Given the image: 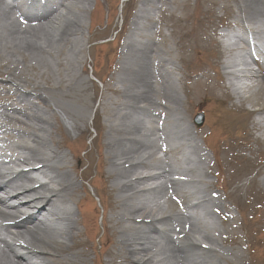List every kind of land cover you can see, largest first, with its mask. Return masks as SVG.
I'll return each instance as SVG.
<instances>
[{
	"label": "rangeland",
	"instance_id": "rangeland-1",
	"mask_svg": "<svg viewBox=\"0 0 264 264\" xmlns=\"http://www.w3.org/2000/svg\"><path fill=\"white\" fill-rule=\"evenodd\" d=\"M87 2L88 8L81 1L79 3L75 1L68 8L61 7L57 11L58 14L62 13L59 32L49 28L44 29L36 22L30 30L32 35H28L26 41H22L23 39L19 36H12L17 38L15 42L18 45L15 47L17 54L13 52V56L1 50L0 53L7 58L6 62L9 61L10 66L12 60L16 61L17 73L20 70L24 72L21 82L26 84L15 80L21 84L19 88L23 92L29 94L31 90L28 86L40 82L45 86L46 96L50 102L55 100L58 102L57 107L63 108L68 114L86 118L91 111L93 113L92 118L82 120L87 127V135L76 134L72 137L55 111L56 102L46 108L49 112L44 111L45 106L39 96L31 101L24 100L27 103L22 104L10 100L2 102L4 105L13 104L14 107L22 109L23 111L17 110L21 117L31 115L50 120L51 126L40 124L44 129L42 134L48 137L49 128L53 129L51 132L54 135L51 138L60 143L58 147L60 153L67 156L70 162L72 154L77 153V158L72 160L71 165L77 167L75 172V177L78 179L77 187L85 194L77 195L69 207L75 211L76 217L80 216L79 219H82L76 227L80 232H86L83 237L92 245L93 256L97 254L100 260H106L101 255L104 251L102 246L107 240L103 221L112 215V210L116 211L114 205H111L113 199L109 191L112 178L105 183L98 173L100 171L97 168V164L100 165L98 155L106 138L100 128L106 116L102 111L101 115L95 116V111L103 97L106 99V107H110L118 101L133 102L134 94H141L144 91L142 96L144 100L150 98L156 103V107L150 109V116L145 115L141 119L145 132L151 129L147 123L152 125L150 119L153 117L152 112L160 113L161 116L163 114L166 118L163 120L164 125L173 126L170 115H174L175 112L170 114L166 108L170 111L174 109L180 118L178 124L187 130L199 147V155L205 154L207 162L205 181L210 185L208 193H213L222 204L220 209L216 210L209 205L207 210L213 212V221L217 231L221 233L218 238L220 243L224 242L223 248L231 253L230 259L223 264H264V258L257 257L259 254L264 255V189L262 185L264 179V71H260L257 81L252 79L242 82L249 87L254 84L258 86L243 92L244 101L241 99V102L227 91L224 85L225 80L221 77L224 61L234 54L241 55L243 61L247 63L245 57L248 51L247 42L245 44L238 42L237 37L249 40L251 36L256 42L261 41L264 44L263 6L258 3L252 5V9L256 8L259 12L250 22L246 19L245 13L239 10L236 0H150L147 2L88 0ZM250 2L251 0H248L247 4L252 3ZM247 11L254 10L247 9ZM254 13L249 14V17L253 18ZM79 22L82 24V31L75 29L77 27L75 23ZM11 23L17 22L15 20ZM2 24L0 21V25ZM134 24L139 27L138 30ZM254 28L261 31L257 37L251 33ZM69 32H72L71 36H67ZM226 35L229 37L228 42L235 44L234 49L230 51L224 47ZM70 38H73L71 42ZM81 44L82 47L79 49L78 46ZM83 44H85L84 47ZM45 48L60 57L64 53V57L76 62V68L84 70V76L89 82V90L85 94L82 93L80 98L75 88L60 86L59 82L65 78L61 69L66 66L61 68L53 62L43 51ZM17 49L21 50L20 53ZM127 49L129 64L136 60L133 55H136L138 49L144 51L142 54L144 61H135L138 67H141L138 72L145 78L143 80L147 79L145 84L141 83V88L133 84L135 73L130 69L127 71L128 79H126L127 82H123L122 89L115 80L121 73L120 61ZM152 61L155 64L150 68ZM158 62L161 67L155 70ZM5 63L0 60V96L14 93V89L7 81L10 76L4 73ZM36 66L41 72L54 75L53 82L40 79L39 70H34ZM157 74L159 77L155 78ZM149 78L150 82L154 81L158 84L162 81L164 86L166 84L171 101L170 98L163 97L161 93H155L158 85L148 86ZM107 86L117 90L118 94L114 95L108 88L106 89ZM173 93L176 95L174 98H172ZM128 95L131 96L128 97ZM145 106H147L146 100L141 103V111ZM28 107H31V112L28 111ZM138 114L142 113L138 112ZM199 114L203 117V124L201 127H196L193 121ZM17 115L19 114L12 113L14 117ZM256 119H260L261 126L255 123ZM127 121L131 120L127 119ZM141 123H134V125L140 126ZM18 127L23 129L22 125ZM145 132L137 134V139H142L141 136ZM135 133L136 130L131 131V134ZM65 137L67 140L64 139ZM47 139L48 147L53 146L49 137ZM140 141L145 142L144 139ZM165 142L169 149L176 146V141L165 140ZM148 143L154 147L157 145L154 140ZM141 144L134 145V150L138 153L142 150ZM90 148H93V154L89 153ZM196 152H198L196 149L191 148L190 157L194 160H197ZM136 155L135 157L138 158ZM166 155L173 160V167H178L182 163L180 155L176 152L168 151ZM161 156H158L159 159ZM135 157L132 158L133 161L139 162V158ZM154 157L147 162L156 163L159 159ZM83 171H86L88 179L81 181ZM153 171L155 170L147 168L140 171V174L149 175ZM52 187L55 188L54 185ZM184 192L186 191L179 190L176 195L185 205ZM83 196L85 199L81 201ZM161 202L165 203L166 200ZM175 213H178L175 203L167 202L163 210H154L152 216L163 217ZM197 214L200 213L197 212ZM157 227L163 229L161 225ZM47 236L48 234L45 235ZM49 236L54 235L49 234ZM16 250L20 252L19 249ZM233 251L240 256L239 260H235L234 255L232 256ZM208 261L212 264L216 260L214 256H211Z\"/></svg>",
	"mask_w": 264,
	"mask_h": 264
},
{
	"label": "bare ground",
	"instance_id": "bare-ground-1",
	"mask_svg": "<svg viewBox=\"0 0 264 264\" xmlns=\"http://www.w3.org/2000/svg\"><path fill=\"white\" fill-rule=\"evenodd\" d=\"M36 1L0 0V12L2 14L0 21L3 23L0 25L1 51L11 54L16 52L15 47L18 45L15 42L17 38L12 36H19L20 39H23L22 41H26L28 35H32L30 30L36 22L44 29L49 28L59 32L62 13L58 14L57 11L61 7L66 9L75 1L76 3L81 1L83 5L89 7L88 0H39L38 4ZM147 1L150 0H143V2ZM236 2L239 5V10L245 13L246 19L250 22L255 19V15L259 12L256 8L252 9L253 4L258 3L264 9V0H251V4H247L248 0H236ZM64 3L67 4L64 5ZM249 5L250 8H248ZM247 9L254 11H247ZM253 13V18L249 17V14L252 15ZM11 19L13 20L11 21ZM15 20L17 23H11ZM75 24L77 25L76 31L83 30L81 22ZM134 25L138 30L139 27ZM251 33L257 37L261 31L254 28ZM71 35L72 32H69L67 36ZM236 39L244 44L248 42L242 37ZM72 40L73 38H70V42ZM81 43L83 42L81 41ZM234 46L235 44L230 42L224 44L228 51L234 49ZM81 47L82 44L78 46L79 49ZM255 48L264 54L262 49ZM17 51L20 53L21 50L17 49ZM43 51L59 67L66 66V68L61 69L65 74L63 81L59 82L61 87L75 88L78 91V98L82 93L85 94L89 90V82L84 76L85 72L83 69L76 68V62L64 57V53L60 57L56 53H51V50L47 48ZM127 51L128 49L123 53L120 61L121 73L116 76L115 80L122 89L123 82L128 79L127 71L130 69L135 73L133 75L134 80H130L138 88H141L147 79L143 80L145 78L138 72L141 67H138L137 62L144 61L142 58L144 51L138 49L136 55H133L137 62L134 61L132 64L128 63L130 58ZM240 56L235 54L233 58L226 59L221 67V77L225 80L224 85L238 102H241L242 99L241 92L258 86L254 84L249 87L247 84L240 83L252 79L257 81L260 73L259 69L256 71L246 68L247 65L243 62V57ZM0 60L5 63L7 58L0 53ZM154 64L155 62L150 63V65L148 63L150 68ZM15 65L17 63L13 60L11 66L9 61L4 64V73L10 76L7 81L14 89V93L0 96V141L5 144L4 153L7 155V157L0 159V167L7 166L14 158L16 161L13 165L16 167L24 166L33 169L29 172L15 174L9 172L8 168L1 172L0 168V193H3L5 197H0V264H98L100 257L97 254L93 256L92 245L83 237L86 232H80L76 227L82 219H79L80 216L79 218L76 217L75 211L69 207L77 195L85 194L82 189L77 187L78 179L75 177L77 167L71 165L72 160L77 158V153L72 154L71 162L67 156L61 154L58 149L60 143L51 138L54 135L51 128L47 133L53 146L48 147V137L42 134L44 129L40 124L51 126L50 120L31 115L21 117L17 110L22 109L14 107L13 104H2L3 101L7 100L18 101L21 104L27 103L24 100L29 99L31 101L34 100V97L39 96L40 101L44 103V111L49 112L46 108L56 102L55 100L50 102L46 96V88L40 82L28 86L31 90L29 94L23 92L19 87H21L20 83L26 84L21 82L24 72L20 70L17 73V66ZM240 66L244 68L237 69ZM34 70H39V68L36 66ZM38 76L40 79L53 82L54 75L48 72L39 70ZM15 80L20 81V83ZM149 85H154V81L150 82V78L148 80ZM158 85L155 93H161L163 97L170 98L171 101L166 84L164 86L163 82L160 81ZM108 90L114 95L118 94V91L112 87ZM120 92H125V90H120ZM141 94L135 93L133 102L118 101L117 104L110 107H106V99L103 97L99 101L97 110H93L95 116L101 115V111L106 116L103 126H100L102 129L99 127L106 138L101 145V152L98 155L100 165L97 164V168H99L98 173L105 183L112 178L109 191L113 199L111 205H114L116 210H112V215L103 221L104 234H106L107 240L102 246L104 251L101 255L106 260H100L99 264H209L211 262L208 259L211 256H214L216 260L212 264H223L230 259L231 253L223 248L224 242L220 243L218 238L221 233L217 231V226L213 221V212L207 210L209 205L217 210L222 207V204L213 193H208L210 185L205 181V167L207 165L205 154L201 152L202 154L199 155V147L187 133V130L178 124L180 118L174 109L170 111L169 108H166L170 114L175 112L174 115L172 114L173 116L170 115V118L174 123L173 128L176 135L171 136L172 132L166 131L161 123L164 118L161 119L160 117L156 122L158 127L150 126L152 128L146 133L141 119L145 115L150 116V109L156 107V103L150 98L145 99L147 106L141 111V103L145 101L142 97L144 91ZM130 96L128 95V97ZM174 96L176 95L173 93L172 98ZM57 104L58 102L54 104L55 111L70 135L72 137L76 134L87 135V127L82 120L92 118V111L86 118H82L79 115L68 114L63 108L57 107ZM27 109L31 112V107ZM138 112L142 114H138ZM12 113L19 115L14 117ZM126 118L131 121H127ZM139 122L141 123L140 126L134 125V123ZM255 123L261 126L260 119H256ZM18 125H22L23 129L19 128ZM133 130H136L135 134H131ZM140 132H145L141 136L145 142L140 141L142 139H137L136 135ZM162 135H165L166 139L176 141V146L166 150L161 144L154 147L148 143L152 138L157 139ZM12 138L27 140L30 144L12 145ZM64 139L67 140L68 136L67 139L66 137ZM137 143H142L140 149L144 147L150 151L155 150L158 154L174 151L180 155L183 164L173 167V160L168 158L166 154L156 163L147 161L133 163L132 158L138 153L134 150V145ZM191 148L198 151L196 152L197 160L190 157ZM133 150L134 152H132ZM89 153L93 154V148L89 149ZM147 168L154 169L155 173L146 176L141 175L140 171ZM106 169L107 171H105ZM85 173L86 171H83L81 181L88 179V175ZM33 175L43 177L47 181L30 190L22 189L19 183L33 181ZM262 185L264 189V179ZM179 190L186 191L184 192L186 202L182 213L178 212L163 217L152 216L154 210H163L165 203L169 202L167 200L162 203V200H166L169 195H173ZM29 195H34V198L29 199ZM84 199L83 196L80 200L84 201ZM170 203L173 204V201L170 200ZM157 225H161L163 229H159ZM47 234L48 236L45 237ZM49 234L54 236L50 237ZM205 244H211V247L203 246ZM16 249L21 250V252ZM234 252L232 256L234 255L235 260H239L240 256ZM90 256L92 257L90 258ZM257 257L264 258V255L259 254Z\"/></svg>",
	"mask_w": 264,
	"mask_h": 264
},
{
	"label": "water",
	"instance_id": "water-1",
	"mask_svg": "<svg viewBox=\"0 0 264 264\" xmlns=\"http://www.w3.org/2000/svg\"><path fill=\"white\" fill-rule=\"evenodd\" d=\"M196 125L199 127L202 123V116H198L195 121Z\"/></svg>",
	"mask_w": 264,
	"mask_h": 264
}]
</instances>
